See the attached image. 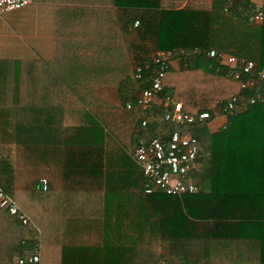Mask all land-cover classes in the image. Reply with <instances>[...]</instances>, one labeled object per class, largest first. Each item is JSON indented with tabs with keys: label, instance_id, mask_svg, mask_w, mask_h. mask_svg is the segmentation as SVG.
<instances>
[{
	"label": "trees",
	"instance_id": "1",
	"mask_svg": "<svg viewBox=\"0 0 264 264\" xmlns=\"http://www.w3.org/2000/svg\"><path fill=\"white\" fill-rule=\"evenodd\" d=\"M113 1L115 55L61 56L49 107L32 109L31 121L29 109L12 119L9 113L0 115V188L28 219L21 227L0 210V264H14L34 244L40 264H217L212 245L218 243L217 233L203 238L195 231L217 227L218 217L189 212L187 201L204 208H216L218 202L199 195L144 194L143 175L125 149L150 137L156 127L143 128L138 112L125 109L126 97L117 85L165 51L179 59L182 69L170 66L164 90L185 111L212 113L232 96L247 98L251 93L241 91L207 52L264 68V1L260 6L251 0ZM258 9L263 20L251 25ZM69 91L82 108L65 106ZM260 91L264 93V83ZM228 118L224 131L233 132L235 148L206 150L217 162L208 160L200 172L215 175L209 195L219 193L215 164L229 156L235 162L233 173L244 180L242 192L261 195L264 182L256 178L264 176V103ZM46 146L62 152L59 184L44 168L41 151ZM42 179L47 182L44 192Z\"/></svg>",
	"mask_w": 264,
	"mask_h": 264
},
{
	"label": "crops",
	"instance_id": "2",
	"mask_svg": "<svg viewBox=\"0 0 264 264\" xmlns=\"http://www.w3.org/2000/svg\"><path fill=\"white\" fill-rule=\"evenodd\" d=\"M263 1L251 0V3L260 6ZM115 21L113 0H32L29 6L4 14L0 18V115L9 113L6 116L12 119L20 110L29 109L27 121H31L32 109L49 107L52 87L61 69L58 60L61 56L112 58L115 55ZM181 66L179 59H174L170 69L179 71ZM126 82L117 85L118 93L124 95L130 91L124 86ZM64 102L70 109L83 106L70 91ZM71 118L76 122L75 115ZM228 119L217 113L205 123L185 129L184 133L196 139L207 152L228 146L235 148L236 142L230 140L233 132L224 131ZM45 121L52 122V119ZM50 137H53L52 133ZM41 152L44 168L51 170L59 184L61 150L46 146ZM207 156V161L215 159L209 153ZM232 163L235 162L229 156L215 164L218 195H209L215 175L201 174L203 166L195 180L199 193L185 195H199L207 202H218L216 208L213 205L204 208L187 201L189 212L218 217L217 227H202L195 229V233L203 238L205 234L217 233L218 243L212 244L217 253V264H264V192L261 195L243 193L241 184L244 180L233 173ZM256 181L264 182V176ZM164 249L166 247L162 246V251Z\"/></svg>",
	"mask_w": 264,
	"mask_h": 264
},
{
	"label": "built area",
	"instance_id": "3",
	"mask_svg": "<svg viewBox=\"0 0 264 264\" xmlns=\"http://www.w3.org/2000/svg\"><path fill=\"white\" fill-rule=\"evenodd\" d=\"M31 3L32 0H0V18ZM262 20L263 11L258 9L249 23L258 25ZM137 25L138 22H135L133 27ZM172 56L169 52H156L150 62L134 70L127 81L131 89L124 93L125 109L138 112L143 128L156 124L153 134L135 144L130 152L131 159L143 175V191L146 195L181 197L199 193V186L195 180L208 156L205 148L191 135L184 133V130L205 123L214 114L221 113L226 117H234L246 107L264 103V93L260 91L264 83V68H258L252 61L210 50L207 57L216 60L219 66L226 69L231 80L239 84L241 91L249 92L251 95L247 98L232 96L219 103L212 113L191 114L185 111L180 103L172 100L163 86V80L173 61ZM144 83L148 85L141 89ZM134 92H138L137 95H133ZM39 185L43 192L47 190L45 180L42 179ZM0 210L13 218L19 226L28 225L25 214L19 211L1 188ZM24 244L23 241L22 245ZM26 249L29 253L15 257L14 264H40L37 245Z\"/></svg>",
	"mask_w": 264,
	"mask_h": 264
},
{
	"label": "rangeland",
	"instance_id": "4",
	"mask_svg": "<svg viewBox=\"0 0 264 264\" xmlns=\"http://www.w3.org/2000/svg\"><path fill=\"white\" fill-rule=\"evenodd\" d=\"M79 59H84V58H79ZM124 86L126 87V89L128 90V88H129V85L127 84V82L124 84ZM130 89H131V87H130ZM132 91H133V89H132ZM131 146L129 147V148H127V149H125V152L127 153V155L129 154V157H130V152H131ZM130 159H131V157H130ZM131 161L133 162V160L131 159ZM134 163V162H133ZM135 164V163H134ZM136 166V165H135Z\"/></svg>",
	"mask_w": 264,
	"mask_h": 264
}]
</instances>
